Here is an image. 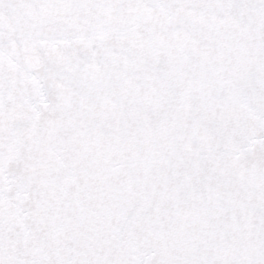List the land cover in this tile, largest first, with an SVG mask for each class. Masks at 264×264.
<instances>
[{"label": "snow or ice", "instance_id": "snow-or-ice-1", "mask_svg": "<svg viewBox=\"0 0 264 264\" xmlns=\"http://www.w3.org/2000/svg\"><path fill=\"white\" fill-rule=\"evenodd\" d=\"M0 264H264V0H0Z\"/></svg>", "mask_w": 264, "mask_h": 264}]
</instances>
